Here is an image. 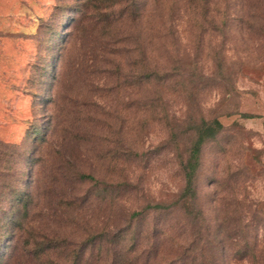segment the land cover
I'll list each match as a JSON object with an SVG mask.
<instances>
[{"label":"rangeland","instance_id":"374dc122","mask_svg":"<svg viewBox=\"0 0 264 264\" xmlns=\"http://www.w3.org/2000/svg\"><path fill=\"white\" fill-rule=\"evenodd\" d=\"M0 264H264V0H0Z\"/></svg>","mask_w":264,"mask_h":264},{"label":"trees","instance_id":"16d2710c","mask_svg":"<svg viewBox=\"0 0 264 264\" xmlns=\"http://www.w3.org/2000/svg\"><path fill=\"white\" fill-rule=\"evenodd\" d=\"M137 10L136 6L130 5V16H135ZM221 128L222 124L217 119L201 120L196 126V137L183 165L185 186L181 197L185 204H188L195 195V176L199 166L201 146L206 140L213 138Z\"/></svg>","mask_w":264,"mask_h":264}]
</instances>
